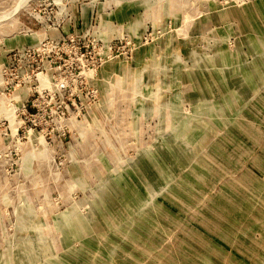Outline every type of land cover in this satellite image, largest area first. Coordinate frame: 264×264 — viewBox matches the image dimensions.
<instances>
[{"label":"rangeland","instance_id":"374dc122","mask_svg":"<svg viewBox=\"0 0 264 264\" xmlns=\"http://www.w3.org/2000/svg\"><path fill=\"white\" fill-rule=\"evenodd\" d=\"M0 264H264V0H0Z\"/></svg>","mask_w":264,"mask_h":264}]
</instances>
